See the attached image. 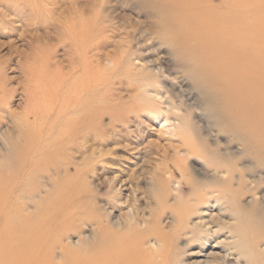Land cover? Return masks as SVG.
<instances>
[{"label": "bare ground", "instance_id": "1", "mask_svg": "<svg viewBox=\"0 0 264 264\" xmlns=\"http://www.w3.org/2000/svg\"><path fill=\"white\" fill-rule=\"evenodd\" d=\"M157 1V6L162 9L167 7L166 5H170L172 9L180 12L179 16L181 17L182 21L190 26L188 30L187 26L186 30L184 29L183 31L181 28L179 29L178 26L175 31H172L173 33H169L167 37L164 38V41L169 47L170 52L173 55H179L184 58H187L188 55H191L194 60V63L192 64L194 67V72L197 71V73L203 77L204 80L208 81L211 78L217 86H222L223 92L221 93L227 99L228 104L232 106V108H235L233 113L240 115V117L238 116L239 118L237 117V119L233 121L232 128L237 129L235 132L241 138L245 137L248 134V131L246 130L248 127L245 126H247L246 123L250 121L248 119L249 112L247 109L248 103L250 101V92H252L251 103L254 105L257 100V95H254L256 93L255 90L250 88V81L253 80L255 82L254 84L259 83L257 77H261L262 73L257 72V68L258 65L262 66L264 61L262 57L261 63L259 61V54L262 53L264 56V11L261 15V10L257 9V7H260L259 3L256 0H248L247 4H250L252 8L249 9V6L245 3L246 0H235L234 2L231 0H219L221 1L220 3L218 2L219 5H212V0ZM206 4L207 6L203 7ZM165 10L166 9H164V11ZM183 14L185 15L184 17H182ZM205 16L208 19L202 18H205ZM212 17L214 18L212 19ZM155 18L158 19L157 17ZM174 19L175 18L173 15V20ZM201 19L202 21H200ZM99 20L101 21L100 17ZM173 20H171L172 22H170V19L167 20L168 24H165L167 29L169 27V23L170 25L174 26ZM175 22L177 21L175 20ZM200 23H204L205 30L200 29ZM177 24L178 23H176V25ZM73 25H75V23ZM152 26L147 28H152ZM76 33V39L79 40L77 44L81 45L85 40L86 35H83V32L81 31H73V34ZM161 36L164 37L163 35ZM68 47L70 48L71 46L68 45ZM129 55L130 54H128L127 57ZM89 59L91 60L92 58ZM78 60H75L76 64ZM86 60V62L89 61L88 59ZM119 61L120 60H118V64ZM127 61L125 63H127ZM81 64H83V62H81ZM99 65L97 66L96 64V70L94 69L96 73L87 72L84 76H81L78 79L73 78L72 80H68L65 78L67 75L65 77H61L60 75L55 77L54 75L55 78L51 79V88L55 89V91L50 89L53 94L57 90L61 89H64L62 92L65 93L64 96H60L59 98L58 109L59 115L61 117L58 124L59 129L56 131V133L52 134L51 129L45 131L43 130V132L41 128H39L40 126L36 128L35 125L33 126V124L28 121L29 117L27 116L23 118L25 123L24 126L26 128H21L19 130V126H17V135H13L11 133L13 131H9L10 129L8 128L0 130V138L5 148V151L3 150L5 154L2 158V162L0 163V264H161L165 261L167 256H170L171 253L167 249L168 245L170 244L169 239L177 241L179 238L178 235L173 236L169 232L163 231L160 227L149 229L143 233L136 232L137 230L134 231L133 228L131 230L126 229L127 231H125L120 221L114 222L113 218L112 220L110 219L112 204L114 202L112 203L111 201H105V203L103 202L104 205L99 204L97 201L99 190L106 186H108V191L115 189L116 177H105L103 180L93 185L92 181L90 180L92 177H90L91 174L88 168V160L81 161L83 163L78 162L80 164L74 165L73 167L71 166L72 169H70V165H73L71 159L75 153L73 150L74 139L79 136L84 139L90 132H100L102 129V118L105 114L109 116L112 123L124 122V124L128 122L129 115L133 113V116H135L139 122L138 124L142 123L139 120L141 112L147 111L151 113L152 116L153 114H156V117L161 121L162 126L168 129V131L170 129L172 130V132L171 130L169 132L171 133L172 137H178L176 138L178 140L170 141L175 143L178 142L176 145L175 143L173 145L169 144L170 146H173L172 151L174 153L181 152V159L184 161H187L189 156H193V158L194 156H198L203 159L202 164L204 165L200 166L199 171L194 172L188 169L180 170V176L182 178L181 182L183 183H181L179 180H173L176 172L169 170L168 168L164 169L161 175L159 177L157 176V179L155 178L156 186L154 185L153 195H155L158 199L161 197V194H164L166 190L168 191L167 188L170 183H172L171 189L173 193L175 192L174 199H176V201L180 200L181 196L183 195V191L186 188L185 185L189 184L193 189L190 196L188 197V201L191 202V206L187 205L183 208L171 210L173 220L175 219L178 223V230L180 231L182 230L181 226H183L181 224L182 217L185 214L188 213L190 215H194L195 218V221L191 220L192 223L189 224V231L185 232L184 230L188 237L186 243L180 247H173L175 249V256L174 259H172L171 264H177L178 262L179 264H197V260H193L192 262L188 263L187 259L189 257L198 256L202 251H204L205 248L208 247L210 240L217 241L216 234L218 232L215 234V231H211L214 233V235H212L208 229L209 224H212V220L214 218H218L220 215L228 214V218H230L231 222L234 221L236 224V215L238 214L240 216L241 214L239 211L240 209H234L230 206L231 200H235L230 198L231 193L229 190L231 189L226 188L224 190H220L219 187L214 186L217 182L228 183L232 180V178H234L232 173L229 172L228 168L222 163V161L227 160L226 158H228V156H231L228 146L230 141L226 143L223 141L221 145L219 133L215 134L216 140L212 143H209V145L206 142V139L205 141L200 139V136L197 133L200 132L201 129L199 131L194 130L197 129L195 124L192 123L194 125H190L188 122V109L184 108L182 106V102L177 100L179 97L176 92H174V84H169L168 87L162 86L161 84L162 81L164 82V78L159 73H154V71L151 70H147V76L142 75V77H140L139 73H137L140 79L136 81L134 80L136 82L135 84H138V89H140V92L137 95L141 97V100L143 99L142 101H139V103L132 106L133 108L130 107L128 109L107 106L105 98L102 96L104 85V76L102 73L105 70L103 68L101 69L103 70L101 71L102 73H98L100 72L97 69ZM78 66H80V64ZM127 67L130 68V65L128 66L127 64ZM82 69L79 71H82ZM114 70H116V68ZM109 71H111V69ZM141 71L142 70L140 69L139 72L141 73ZM125 73L126 71L124 70L123 74ZM128 73H130V71ZM133 73L135 74V72ZM48 74H50V72ZM137 75L135 76L136 79H138ZM152 79L154 82L150 81ZM263 81L264 79L260 84H262ZM201 86L202 83H195L193 87L200 91ZM48 87L50 86L48 85ZM254 88L258 89V87ZM4 89L2 86H0L1 93H4ZM44 92L45 91H43V93ZM48 92L49 91L47 90V93ZM52 98V96L47 94L41 101V104H49V101H51ZM194 100L196 101V99ZM38 102L40 103V101ZM51 102H53V100ZM28 103L31 104L30 102ZM194 103L196 106V102ZM28 108H30V106ZM29 111L30 110H28V112ZM28 112L26 110V113ZM0 113L2 114L1 109ZM1 114L0 126L4 123V121H6V118ZM56 116H58V114ZM56 116L53 117L54 119L52 118L53 121L55 120ZM156 117H154L155 120ZM16 119L17 118H15V120ZM23 119L20 122H23ZM247 119L249 121H247ZM216 121H218V119ZM44 122L46 123L47 120ZM45 123H43V125H45ZM50 123H52V120ZM21 125L23 126V124ZM50 126L52 127V124ZM221 126L222 125L220 124V127ZM119 128L124 129V126L121 125ZM255 129H251L252 133L255 131V133L258 134L257 131H260V135H262L264 133V122L258 123L255 126ZM183 131H187L188 135V131H190V134L192 132V135H190L192 137L188 138L190 136L187 137L186 132L184 134ZM141 133H143L142 129L137 128L136 134L141 135ZM124 137H126V135ZM173 138L175 139V137ZM230 139L234 140L231 137ZM201 141L204 143H201ZM257 145H253V148L263 151L264 143L261 141V139L257 140ZM220 147L222 148L221 157L220 153L218 154ZM166 152H168V149L164 151L165 154ZM246 152L247 148H244L243 153ZM84 155H86V153ZM225 163L228 164V162ZM91 173L95 175L94 172ZM238 173L239 174L238 177L236 176V180H238V183L245 185L246 188L247 179H245V168L241 167ZM166 175L169 176L167 177ZM200 182H205V185L207 186L204 191L195 189V185ZM152 184L153 182H151V185ZM234 184L236 185L237 183L235 182ZM252 186L253 185L250 184V186H247V189L244 188L246 194L250 193L249 191L257 189L256 187L253 188ZM151 187L153 186H150V188ZM244 190L243 193L240 194V197L241 195H244ZM236 191L237 190L233 192ZM238 192L240 193L241 191L238 190ZM263 194L261 193V196ZM259 195L260 194L257 196L259 197ZM165 196L166 195H164V197ZM152 197L154 198V196ZM162 199L167 200L166 198H163V195ZM160 200L161 199L158 201ZM254 202H257V200ZM234 203L236 206V202ZM250 204H252L251 207L254 206L255 208L254 204L256 203ZM241 206H244V204H241ZM156 209H158L157 205L155 206L154 210ZM163 210L165 211V209H161V212ZM246 211L248 212V210ZM246 211H244L245 219L247 216L245 214ZM259 216H261V214ZM259 216L257 219L260 223ZM255 217L254 221L256 220ZM250 219L251 218H249V221ZM146 223L145 221L143 222V224L147 225ZM226 224L222 223L220 225L228 229L229 227L226 226ZM251 226V229H253L254 225ZM139 227L140 224L138 227L136 226V228ZM87 228H90L89 234L83 235V231L87 230ZM197 229H201V231L205 233V236H200V234H197ZM247 230L248 229H246V231ZM228 231L230 232L229 236L224 237V240L220 239L219 241L215 242V244L219 245L222 250L220 252H213L210 250L208 253V257L210 259L208 260H215L216 264H223V262L226 261V257L234 255L238 264H247L253 259L252 257L254 255L251 253L249 245L245 241L243 234H238L237 232L235 233L232 229ZM71 236H77V241H70ZM151 237L160 243L159 247L155 249H152L151 247H145V243Z\"/></svg>", "mask_w": 264, "mask_h": 264}, {"label": "rangeland", "instance_id": "2", "mask_svg": "<svg viewBox=\"0 0 264 264\" xmlns=\"http://www.w3.org/2000/svg\"><path fill=\"white\" fill-rule=\"evenodd\" d=\"M231 1L234 2L235 0ZM247 1L248 0L245 1L246 4ZM256 1L260 5V7H257V9L261 10L262 15L264 11V0ZM157 2V0H0V86H2L3 89L5 88L4 93H1L0 91V109L2 110V114H0L6 118V121H4V123L0 126V130L8 128L10 129L9 131H13L11 132L13 135H17L18 129L20 130L21 128H26L24 126L25 123L23 118L27 116L29 117V120H27L32 123L33 126L35 125L36 128L40 126L39 128H41L42 131L51 129L52 134L56 133V131H58L59 129L58 124L61 117L59 115L58 109L59 98L60 96L65 95V93L62 92L64 89L57 90L58 92H56L58 94L56 92H54L53 94V92L51 91H55L54 88H51V79H54L57 75H60L61 77H65L67 75L65 78L68 80H72L73 78L78 79L81 76H84L87 72L96 73L95 68L100 64L97 68L100 71L98 73H102L101 71L103 70L101 69L103 68L105 70L102 73L104 76L103 79L105 85H103L102 96H104L105 98L106 105L128 109L130 107L133 108L132 106L143 100H141V97L137 95L139 94L140 89H138V84H135V81L139 80L142 75L147 76L146 73H148L149 70L154 71V73H159L164 78V82L162 81L161 84L162 86L168 87L169 84L175 85H173V89L179 97L177 98V100L181 101L182 106L188 109V122L190 123V125L192 123L195 124V127L197 129L194 130L199 131L201 129L200 132L197 133L200 136V139H202L203 141H205L206 139V142L209 145V143H212L216 140L215 134L219 133L221 145L223 141L225 143L230 141L228 146L231 156H228V158H226L227 160L221 161L223 165L228 168L229 172L232 173L234 178H232V180L228 183L217 182L215 185H213L219 187L220 190H224L226 188L231 189L229 190L231 193L230 198H233L235 200L232 201L230 199V206L234 209H240L239 211L241 214L239 213L240 216L238 214L236 215V224L234 223V221L231 222L230 218H228V214L220 215L218 216V218H214L212 220V224H209L210 227L208 226L210 233L214 235V233L211 231H215V234L218 232L216 234L217 241H219L220 239L224 240V237L229 236L230 232L228 230L230 229H232L235 233L237 232L238 234H243L245 241L249 245L251 253L254 255L252 257L253 259L248 263L264 264V149L262 151L257 150V148H253V145L256 146L257 140L259 139H261V141L264 143V133L260 135V131H257L258 134L255 133V131L254 133H252L251 131V129H255V126L258 123L264 122V81L262 84H260L264 79V61L263 65H258L257 68V72L262 73L261 77H257L259 83L254 84L255 82L253 80L250 81V88L255 90L256 93L254 95H257V100L254 105L251 103L252 92H250V101L247 106L249 112L248 119L250 121L247 119V121L249 122H247V126H245L248 127L246 128L248 134L245 137L241 138L235 132L237 131V129L234 128V130L232 128L233 121L237 119L238 116L240 117V115H238L237 113H233L235 111V108H232V106L228 104L227 99L221 93L223 92L222 86H217L211 78V80L209 79L208 81L204 80V78L201 77L197 73V71L194 72V67L192 65L194 63V60L191 55H188L187 58L179 55H173L164 41V38H166L169 33H173L172 31H175L178 26L182 31L184 29L186 30L187 26L188 30L190 26L182 21L181 17L179 16L180 12L172 9L170 5H166L168 8L165 7L164 9L166 10L164 11V9L157 6ZM218 2L220 3L221 1L212 0V5H219ZM247 5L249 6V9H252L250 4ZM206 6L207 4L203 7ZM173 15L175 18L174 20ZM184 16L185 15L183 14L182 17ZM99 17L101 21L99 20ZM155 17H157L158 19H156ZM167 18L170 19V22H172L171 20H173L174 24L173 26L169 23L168 29L165 25L168 24L167 20L169 19ZM202 18L208 19L206 16L205 18ZM213 18L214 17H212V19ZM175 20L177 22H175ZM200 21H202V19ZM74 23L75 25H73ZM176 23L178 24L176 25ZM151 26L152 28H147ZM199 26L201 30H205L204 23H200ZM157 30L159 33L157 32ZM73 31H81L83 32V35H86L85 40L81 45L77 44L79 42V40L76 39L77 33L73 34ZM161 35H163L164 37H162ZM93 41L95 42V44ZM68 45L71 47L69 48ZM128 54L130 55L127 57ZM259 56V61L261 63V57L264 59V56L262 53L259 54ZM89 58L92 59L90 60ZM86 59H88L89 61L86 62ZM75 60H78L79 62L77 61V64H80V66L82 67L78 66ZM118 60H120L119 64ZM126 61L127 63H125ZM81 62H83V64H81ZM113 63L117 65H114ZM127 64L128 66L130 65V68L127 67ZM113 65L116 67H114ZM85 67L88 69H86ZM115 68L116 70H114ZM139 68L142 70L141 73L139 72ZM81 69L82 71H79ZM110 69L111 71H109ZM123 69L126 71V73H128L129 71L130 73L123 74ZM47 72H50V74H48ZM133 72H135V74ZM109 73L112 74L110 75ZM132 73L134 76L132 75ZM137 73H139L140 77L137 75ZM136 75L138 79H136ZM150 81L154 82L153 79ZM195 83H202L200 91L193 87ZM124 84H126L127 86ZM48 85L50 87H48ZM254 87H258V89H255ZM47 90L49 91L48 93ZM43 91L45 92L43 93ZM47 94L53 97V102H51V100L49 101V104L47 103V105H44L43 103L41 104V101ZM37 95L40 99L37 97ZM36 97L38 100L36 99ZM194 99H196V101ZM38 101H40V103ZM28 102H30L31 104H29ZM194 102H196V106ZM28 105L30 106V108H28ZM26 110L27 112L28 110L30 111L26 113ZM144 112L140 113L139 120L142 122L141 124H138L139 122L137 121V118L133 116L134 113L129 115L128 122L125 124L124 122L112 123L109 116L105 114L102 118V129L100 132H90L84 139H82L80 136L74 139L73 150L76 154H73L74 156L71 159L73 165H70V169H72L74 165L83 163L81 161L88 160V168L91 174L90 177H92L90 180L92 181L93 185L97 184L105 177H116L115 189L119 192L115 189H112L113 191H108V186L103 187L98 192L97 201L100 205H104L105 201H111L112 203L114 202L112 204L110 219L112 220L113 218L114 222L120 221L125 231L131 230L133 228L134 231L137 230L136 232L143 233L148 231L149 229L160 227L163 231L169 232L173 236L178 235L179 238L177 241L169 239L170 244L168 242L169 245L168 247H166L171 254L169 257L167 256V258H165L164 262L161 263L171 264L172 259H174L175 256V249L173 247H180L181 245H184L186 243L188 237L185 232L189 231V224L192 223L193 220L195 221L194 215H190L188 213L185 214L182 217L181 224L183 226H181L182 230L180 231L178 230V223L175 219L173 220L171 210L183 208L187 205L191 206V202L188 201V197L190 196L193 189L189 184L185 185L186 188L183 191V195L181 196L180 200L176 201V199H174L175 192L173 193L171 189L172 183H170L167 188L168 191L166 190L164 194H161V197L159 198L161 200L158 201L159 199L155 195H153L154 185L156 184V179L161 175L164 169L168 168L169 170L176 172L173 180H179L181 182L182 178L180 176V170L188 169L195 172L199 171L200 166H203L204 164H202L203 159H201V157L194 156L193 158V156H189L187 161H184L183 159H181V152L174 153L172 151L173 146L170 145H173L175 142L170 141L178 140L176 139L178 137L173 136L175 137V139L172 137L171 133H169L171 129L168 131V129L164 128L161 121L156 117V114H153V116L156 117L155 120L151 113L147 111ZM57 114L58 116H56ZM54 116L56 117L53 121ZM15 118L17 119L15 120ZM22 119L23 122H20L22 121ZM217 119L218 121H216ZM46 120L47 122L45 123L44 121ZM51 120L52 123H50ZM42 122L45 123V125H43ZM147 123L150 125H148ZM219 123L222 125L221 127ZM21 124H23V126ZM51 124L52 127L50 126ZM121 125L124 126V129L119 128V126ZM17 126H19L18 129ZM137 128L142 129L143 133H141V135L136 134ZM185 132L187 137L192 135V132L190 134V131H188L189 135L187 131ZM125 135L126 137H124ZM191 137L192 136L188 138ZM230 137L234 140H231ZM203 141H201V143ZM177 143L178 142H176L175 145ZM0 145L1 163L2 158L5 154V148L3 146L1 138ZM221 147L218 152V154L220 153V157L222 153ZM244 148H247L246 153H243ZM167 149L168 152H166L165 154L164 151H166ZM82 153L83 155L86 153L87 157L86 155H84V158ZM91 157H94V160ZM225 162H228V164ZM241 167L245 168L246 171V188L245 185L238 183V180H236L239 174V169ZM91 172H94L95 175H93V173ZM97 176L99 179L97 178ZM166 176L168 177L169 175ZM151 182H153L152 185ZM235 182L237 183L236 185L234 184ZM250 184L253 185V188L256 187L257 189L253 190L254 192L249 191L250 193L253 192L251 194L248 192V194H246L244 188L247 189V186H250ZM150 186H153L151 187L152 189L150 188ZM206 187L207 186L205 185V182H200L195 185V189H199L200 191H204ZM235 190L237 191L233 192ZM238 190H240L241 192L239 193ZM243 190L245 193L240 197V194L243 193ZM236 193L239 196H237ZM261 193L263 194L262 196ZM258 194H260V198L257 196ZM116 195L119 196L117 197ZM162 195L163 198H166L167 200L162 199ZM164 195L166 196L164 197ZM152 196H154V198ZM254 198L255 200H257V202H254ZM234 202H236L237 207L235 206ZM250 203H256L254 204L255 208L254 206L251 207L252 204ZM155 204L158 206V209L156 210H154L156 206ZM241 204H244V206H241ZM161 209H165V211L163 210L161 212ZM243 210H248V212H245V214L247 215L246 219ZM259 213L261 214V216H259ZM251 215L253 218L251 217ZM126 216L128 217V219ZM258 216L260 223L257 219ZM254 217L258 222L256 220L254 221ZM249 218H251L250 221ZM144 221L145 223L147 221V225L143 224ZM222 223H227L226 226H228L229 228L227 229L226 227H222L220 225ZM139 224L140 227L136 228V226L138 227ZM251 225H254L255 228L253 226V229H251ZM246 229L248 230L246 231ZM89 232L90 228H87V230L83 231V235H88ZM196 233L200 234V236H205V233L201 231V229H197ZM70 241L76 242L77 236H71ZM217 241L210 240V244L207 248L204 249V251H202L196 257H189L187 259V262L190 263L193 260H197V264H216L215 260H208L210 259L208 257V253L210 252V250L213 252H220L222 250L219 245L215 244V242ZM159 246L160 243L155 241L153 237L149 238L145 243V247H151L152 249H155ZM177 264H179V262ZM223 264L238 263L235 259V256L231 255L226 257V261H224Z\"/></svg>", "mask_w": 264, "mask_h": 264}]
</instances>
